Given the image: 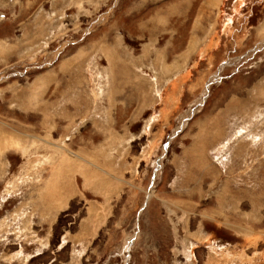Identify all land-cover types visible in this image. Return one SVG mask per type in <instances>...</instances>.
Listing matches in <instances>:
<instances>
[{
  "label": "rangeland",
  "instance_id": "obj_1",
  "mask_svg": "<svg viewBox=\"0 0 264 264\" xmlns=\"http://www.w3.org/2000/svg\"><path fill=\"white\" fill-rule=\"evenodd\" d=\"M0 264H264V0H0Z\"/></svg>",
  "mask_w": 264,
  "mask_h": 264
}]
</instances>
